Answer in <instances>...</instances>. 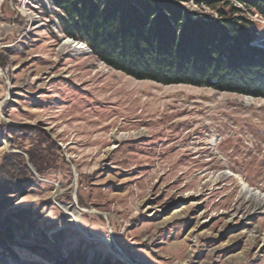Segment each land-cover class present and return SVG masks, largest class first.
<instances>
[{
  "label": "rangeland",
  "instance_id": "1",
  "mask_svg": "<svg viewBox=\"0 0 264 264\" xmlns=\"http://www.w3.org/2000/svg\"><path fill=\"white\" fill-rule=\"evenodd\" d=\"M58 15L0 0V174L24 182L2 217L35 222L0 264H264V98L135 80L63 47ZM246 189L263 198L250 217Z\"/></svg>",
  "mask_w": 264,
  "mask_h": 264
},
{
  "label": "trees",
  "instance_id": "2",
  "mask_svg": "<svg viewBox=\"0 0 264 264\" xmlns=\"http://www.w3.org/2000/svg\"><path fill=\"white\" fill-rule=\"evenodd\" d=\"M50 1L64 37L83 43L99 61L128 77L264 98V45L255 44L258 32L245 17L256 14L264 22V0H191L200 9L216 3L229 7L218 10L216 18L186 9L188 0ZM11 177L0 174L6 183L0 188V247L17 262L9 248L35 222L28 211L2 217L23 193L24 182ZM54 262L85 264L71 257ZM90 264L121 263L95 257Z\"/></svg>",
  "mask_w": 264,
  "mask_h": 264
},
{
  "label": "bare ground",
  "instance_id": "3",
  "mask_svg": "<svg viewBox=\"0 0 264 264\" xmlns=\"http://www.w3.org/2000/svg\"><path fill=\"white\" fill-rule=\"evenodd\" d=\"M63 47H73L76 50H85L86 53H89L87 47L78 41L70 40L68 38H64L62 42ZM263 203V198L259 197L256 192L251 191L250 189H246L243 191V197L238 200L236 206L234 207V212L239 214L242 210L245 213L246 217H250L251 215H255L261 209ZM94 214L95 212H86ZM255 239V236H253ZM262 246H264V239H262Z\"/></svg>",
  "mask_w": 264,
  "mask_h": 264
},
{
  "label": "water",
  "instance_id": "4",
  "mask_svg": "<svg viewBox=\"0 0 264 264\" xmlns=\"http://www.w3.org/2000/svg\"><path fill=\"white\" fill-rule=\"evenodd\" d=\"M69 39V38H68ZM71 40V39H70Z\"/></svg>",
  "mask_w": 264,
  "mask_h": 264
}]
</instances>
